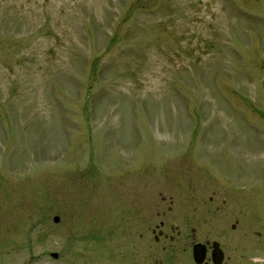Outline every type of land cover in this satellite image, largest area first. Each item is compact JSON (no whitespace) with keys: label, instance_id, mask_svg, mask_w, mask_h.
<instances>
[{"label":"rangeland","instance_id":"obj_1","mask_svg":"<svg viewBox=\"0 0 264 264\" xmlns=\"http://www.w3.org/2000/svg\"><path fill=\"white\" fill-rule=\"evenodd\" d=\"M191 228L264 264V0H0V264H194Z\"/></svg>","mask_w":264,"mask_h":264},{"label":"flooded vegetation","instance_id":"obj_2","mask_svg":"<svg viewBox=\"0 0 264 264\" xmlns=\"http://www.w3.org/2000/svg\"><path fill=\"white\" fill-rule=\"evenodd\" d=\"M149 230L153 236L154 241H156L157 243H159L160 241H163V240L175 241V240H178L181 236V230L177 226H174L173 224H171L169 226V230H168L166 227H164L163 221H161L159 225H156L155 227L150 228ZM174 232H175V234H174ZM137 235H138L139 240L143 239V237H144L143 231H139ZM214 241L218 242V246L216 248H220V250L222 251L223 260H222L221 264H226L227 261L229 260V256L226 255V252H225L224 248L222 247V245L220 244V241H218L216 239L199 240L195 234L194 228H191V235H190V238H189V241L187 244L189 246L188 257H190V260L193 261L194 264H198L194 261V258H193V246L195 244L199 243V244H204V251H205L204 260L200 264H214L212 261L213 255H214L213 252H214V250H216L213 246ZM168 247H169V245H167L165 243H162L160 245V248L163 251H166L168 249ZM155 262L162 264L163 260H159V261L157 260Z\"/></svg>","mask_w":264,"mask_h":264},{"label":"water","instance_id":"obj_3","mask_svg":"<svg viewBox=\"0 0 264 264\" xmlns=\"http://www.w3.org/2000/svg\"><path fill=\"white\" fill-rule=\"evenodd\" d=\"M53 220L55 222H57L59 220V216L57 215H54L53 217ZM235 224H232V227H234ZM213 246L216 250H214V255H213V263L214 264H221L222 263V260H223V255H222V251L220 250V248H216L218 246V242L217 241H214L213 242ZM204 254H205V251H204V244H195L193 246V258H194V261L198 264L202 263L203 260H204ZM51 255L53 257H57V253L56 252H51Z\"/></svg>","mask_w":264,"mask_h":264}]
</instances>
